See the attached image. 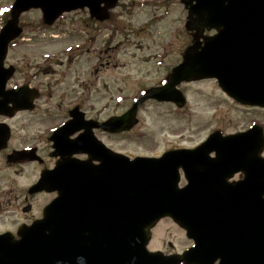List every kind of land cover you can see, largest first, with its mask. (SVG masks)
I'll use <instances>...</instances> for the list:
<instances>
[{"label": "water", "instance_id": "1", "mask_svg": "<svg viewBox=\"0 0 264 264\" xmlns=\"http://www.w3.org/2000/svg\"><path fill=\"white\" fill-rule=\"evenodd\" d=\"M119 1L15 0L0 30V113L13 116L31 109L37 95L27 85L7 89L15 67L5 66V60L11 42L23 31L20 17L24 12L41 9L45 23L53 24L65 12L88 8L92 17L103 21ZM182 2L188 9L186 28L196 38L183 61L164 85L147 89L120 116L98 122L85 120L79 107L70 112L71 118L51 136L55 154L63 160L55 169L44 171L31 189L58 190L59 195L45 207L42 218L19 228V239L10 232L0 234V264H179L192 250L181 257L149 252L150 228L163 216L177 218L182 213L179 204H185L177 197L199 193L203 187L208 188L203 193L206 197L198 203L204 206L195 218L201 236L214 235L213 229L220 227V234L230 242L222 249L221 264H264L262 126L228 135L217 130L195 150H168L161 157L131 158L110 149L94 133L95 128L110 133L131 130L138 123L140 104L148 99L184 106L187 99L178 88L183 81L214 78L241 104L264 107V0ZM212 29L217 33L204 35ZM8 138L9 127L0 126V148ZM211 152H216L215 158H208ZM76 154H87L88 159ZM28 156L26 150L14 151L9 159L32 158ZM182 165L190 183L179 189ZM239 170L245 171V181L227 184L226 178ZM111 218L113 237L96 230L101 221ZM187 228L195 235L194 227Z\"/></svg>", "mask_w": 264, "mask_h": 264}, {"label": "rangeland", "instance_id": "2", "mask_svg": "<svg viewBox=\"0 0 264 264\" xmlns=\"http://www.w3.org/2000/svg\"><path fill=\"white\" fill-rule=\"evenodd\" d=\"M14 1L0 0V29ZM187 14L182 0H122L104 21L91 19L87 9L67 12L53 24L44 22L41 9L22 14L23 32L6 58V65L16 68L7 86L17 88L36 76L32 84L42 95L35 112L11 120L15 135L45 142L76 105L99 121L123 114L144 88L163 81L193 44ZM178 87L187 97L183 107L148 99L140 104L138 123L129 132L97 129L96 135L112 149L135 157L173 146L197 147L217 129L233 133L254 123L264 127V109L239 104L215 79L183 81ZM36 167L28 165L12 175L19 193L35 181ZM4 222L0 218V228Z\"/></svg>", "mask_w": 264, "mask_h": 264}, {"label": "flooded vegetation", "instance_id": "3", "mask_svg": "<svg viewBox=\"0 0 264 264\" xmlns=\"http://www.w3.org/2000/svg\"><path fill=\"white\" fill-rule=\"evenodd\" d=\"M84 9H87L88 12L90 13L88 8H84ZM111 17H112V10H110L109 17L107 19H110ZM90 18L95 20L97 19L92 17L91 14H90ZM179 58L180 60L178 61V63L174 64L171 67L170 69L171 71L175 66H177L182 62L183 53H181ZM158 61L160 60H157V62ZM35 78L36 76L33 77L32 81H25L22 84V85H27L31 90L37 91V95L35 96L33 101V108L19 110L13 116L0 113V126L7 125L9 127V138L7 139L6 146L0 148V218L6 220V222L3 223V227L0 228V233L10 232L14 235L15 238L19 237L18 230L20 227L30 225L35 220L42 218L45 207L59 195L58 190L49 191L43 189L35 192H32L31 190L40 180L44 171L55 169L57 167L58 162L63 160L61 155L55 154L56 148L54 147V141L51 138L54 129H56L61 124H63L64 122L70 119L71 116L70 112L75 107H79L80 110L85 113L84 114L85 120L99 121L98 119L87 117L86 112L83 111L79 105H76L75 107L69 109L68 115L62 123H60L57 127L51 129L49 135L47 136V141L45 142L39 141V139L38 141H36V139L34 138L28 140L27 138L29 137L26 138L22 134L15 135V131L13 130V127L11 125V120H13L21 113L35 112L38 109L37 101L41 97L42 91L39 87H36L34 84H32ZM166 81H167V76L163 81H160V83H158L155 86L163 85L166 83ZM146 89L147 88H144V90ZM135 100L133 101V103L135 102ZM83 131L84 130L79 131L73 137H76ZM171 149L194 150L196 149V146H173L167 148L166 150H164L159 154L152 156L154 157L162 156L166 151ZM22 150L28 151L29 152L28 157H32V158H26L25 160L23 159L17 161L9 159V156L14 151H22ZM76 157L83 160L88 158L87 154H78V155L76 154ZM215 157H216V153L211 152L208 158H215ZM195 164L198 165V163ZM28 165H37L36 168L39 167V172L38 175L36 176L35 181H33L31 184H29L26 187L25 193L22 192L19 193L18 188L15 185L16 182L15 179L13 178V181H15L13 182L11 178L13 174L16 175L18 173H21V171H23L24 168ZM230 173L231 171L227 172L228 175H230ZM205 174L210 175L208 171H206ZM245 179H246L245 171L239 170L228 176L225 181L227 184H234L238 182H243L245 181ZM189 183L190 180L188 177V173L186 171V168H184V166L182 165L178 168V184H177L178 188L184 189L189 185ZM207 189L208 188L206 187L199 188V193L179 195L177 197L178 200L185 203V204H179V209L182 213L178 214L177 218H174L171 215L163 216L150 228L151 236L146 245L147 250L151 252L160 251L164 255H179V256H183L187 251L192 250L190 252L191 254L189 255V257L183 259L179 264H208V263L221 264L223 260L222 249H224L226 245H230V242H227L224 236L220 234L221 232L220 227L213 229L216 231L214 235L201 236L199 232V227L197 225V219L195 218V214L198 212L200 206H204V205H200L198 202L200 200L205 199L206 194L203 193ZM25 202H29V203H25ZM35 202H37V205L34 207L33 205ZM189 225H191L192 228L194 227L195 235H193L192 232L190 234L189 229L187 228V226ZM96 230L98 232L107 231L108 233L111 234V237H113L114 235L113 232H115L113 219L112 218L107 219L105 223L101 221L100 225L97 226ZM200 246L205 250H200L199 249ZM107 250L108 252H110L109 244L107 245ZM200 251L202 252V254L199 253ZM111 254H113L112 248H111Z\"/></svg>", "mask_w": 264, "mask_h": 264}, {"label": "trees", "instance_id": "4", "mask_svg": "<svg viewBox=\"0 0 264 264\" xmlns=\"http://www.w3.org/2000/svg\"><path fill=\"white\" fill-rule=\"evenodd\" d=\"M5 20H6V19H5ZM5 20H4V21H5Z\"/></svg>", "mask_w": 264, "mask_h": 264}]
</instances>
